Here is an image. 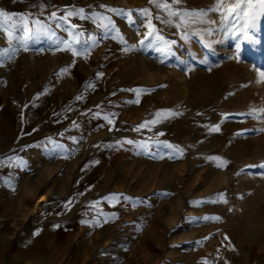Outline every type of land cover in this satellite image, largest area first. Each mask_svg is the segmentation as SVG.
<instances>
[{"label": "rangeland", "instance_id": "374dc122", "mask_svg": "<svg viewBox=\"0 0 264 264\" xmlns=\"http://www.w3.org/2000/svg\"><path fill=\"white\" fill-rule=\"evenodd\" d=\"M212 2L183 0L180 7L195 11ZM99 4L129 14L108 13L119 36L99 39L87 56L53 51L47 42L25 50L0 33V49L16 47L18 65L26 58L20 53L29 52L30 82L32 65L44 62L43 83L55 85L57 103L66 93L85 90L93 97L92 105L75 106L48 105L45 98L43 120L33 98L21 120L8 113L7 168L0 154V264H264V175L249 174L264 169L247 167L264 164V111L259 119L245 115L264 108V81L255 71L264 65V19L239 58L234 39L205 34L208 24L192 25L188 40L158 25L175 41L164 58L139 47V10L151 7L148 0L135 6L130 0H0V13L47 17L53 7L62 15L66 7ZM73 22L94 32L91 21ZM69 83L74 88L66 90ZM96 99L114 103L113 123L94 119L86 135L77 118L101 108L93 106ZM160 110L178 114L151 131L137 130ZM62 125L65 131L54 130ZM64 133L71 138H61ZM165 143L173 148L156 147ZM211 157L227 164L218 168Z\"/></svg>", "mask_w": 264, "mask_h": 264}, {"label": "snow or ice", "instance_id": "6c2138e0", "mask_svg": "<svg viewBox=\"0 0 264 264\" xmlns=\"http://www.w3.org/2000/svg\"><path fill=\"white\" fill-rule=\"evenodd\" d=\"M182 2L183 0H148L151 7L139 10L141 20L136 30L137 34L140 35L138 43L141 49L155 51L161 57L168 58L172 55V45L175 44V41L168 40L162 34L163 28L158 27V25L174 27L182 39L188 40L192 35L189 32L192 25L208 24L210 27L204 30L205 34L209 36L219 34L225 38L234 39L237 58H239L242 56L241 45L243 43H255L254 36L258 23L264 19V0H213L207 8L195 11L180 7ZM40 7L38 4V8ZM108 13L128 18L129 10L99 4L91 6L89 9L75 6L66 7L62 15L58 14L57 11H52L47 17H43V11H41L40 17L35 18L31 16L13 17L0 13V33L14 41L16 46L23 47L25 50L28 49L30 44L47 42L49 48L53 51L70 52L74 57L87 56L99 39L113 38L114 34L119 36V31ZM74 18L91 21L96 28L101 30V35L96 36L82 25L74 23ZM129 22L131 25L136 24L135 20ZM141 27L145 29L142 35L140 33ZM119 38L123 41V37ZM16 50L17 48L11 45L8 49H0V64L10 60ZM161 62H164V60H161ZM262 69H264V65L255 66V71L259 77L258 82L264 81V70ZM66 70L64 69V71ZM100 75L102 73H97V77ZM87 87L94 88V85L89 83ZM81 98V96L76 97L77 100ZM135 102L139 103L138 97ZM261 111H264V108L260 110L252 109L245 115L249 118L259 119ZM177 114L172 110L157 111L153 118L145 120L138 126L137 130L147 128L151 131L150 125L155 126ZM104 119L109 124L113 123L108 115H105ZM218 130V127L210 129V131ZM261 130L264 131V129ZM126 142L129 144L134 143L133 141ZM156 147L158 149L173 148L171 144L166 143L157 144ZM139 148L143 151L148 148V145L142 143ZM210 159L218 161L216 165L218 168H223L227 164V161L218 157H211ZM247 167L249 169L255 167L264 169V164L249 165ZM249 174L264 175V171ZM111 198L119 200L120 194H113ZM123 198L125 200L130 199L128 197ZM202 219L211 220L214 218L203 217Z\"/></svg>", "mask_w": 264, "mask_h": 264}, {"label": "crops", "instance_id": "0c3cea01", "mask_svg": "<svg viewBox=\"0 0 264 264\" xmlns=\"http://www.w3.org/2000/svg\"><path fill=\"white\" fill-rule=\"evenodd\" d=\"M133 5H139L140 0H130ZM65 9V8H64ZM3 10L10 12V10L4 5ZM61 7H53L52 11H57L58 14L62 13ZM21 16L28 15L31 17H39L41 13L33 12V11H25L19 13ZM115 27L117 28L118 22L116 19H112ZM79 23V21H78ZM92 27L94 28V32L96 36H99L101 34V30L96 28L93 23L91 22ZM108 41H116V36L114 34L113 38H106ZM93 48V47H92ZM97 48V47H96ZM94 48V50L96 49ZM29 52H21L20 58L26 57L24 61H21L22 64L18 65V59L15 57H12L10 60H6L4 63L0 64V138H4V149L0 150V154L5 155V168H7L8 163V113L11 114H17L20 115V120L22 119V114H27L28 107L30 104V98H33L32 104L37 106L38 113L41 114V119L44 118V100L45 98L50 99L51 101L48 102V105L53 103V105H92L93 97L92 95H89L84 90L81 93V99L77 100L76 96L74 94H65V96H62L60 101L57 103L56 99L58 98V93L55 91V85L51 87H45L43 81V70L45 68L44 62L37 59L36 65H32V69L34 70L31 74L35 75V82H30L29 73H30V66H29ZM61 59V58H60ZM58 64H61L59 61ZM32 71V70H31ZM33 79V78H32ZM70 81V79H68ZM71 88H74L71 83L66 87V90H70ZM100 97H96L101 99ZM99 99L93 101V106H102L101 108L96 109H89L86 112H82L79 114L77 120L84 122V128H80V131H84L86 135H89V132H92V126L88 128L87 126L90 125V122H93L94 119L98 121H106L104 119L105 115H108L111 119H113L115 111L111 109L112 106H114V103H107L101 105V101ZM125 102V101H122ZM8 107H10L8 109ZM14 107V108H13ZM40 107V109H38ZM42 107V108H41ZM16 108V109H15ZM76 120V116L69 117L67 119L68 122ZM66 125H62L60 128L54 129V130H64ZM62 130V131H63ZM65 131V130H64ZM54 132V131H52ZM46 137L49 136V133H44ZM61 138H71L70 135H63L60 136ZM54 150H58L60 152L61 148L57 146H52ZM65 148V147H64ZM64 150V149H62ZM7 170V169H6Z\"/></svg>", "mask_w": 264, "mask_h": 264}]
</instances>
